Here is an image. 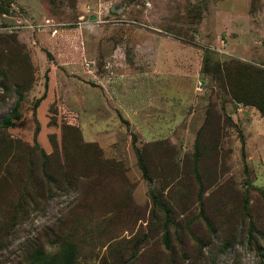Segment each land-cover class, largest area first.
I'll use <instances>...</instances> for the list:
<instances>
[{
	"label": "rangeland",
	"instance_id": "374dc122",
	"mask_svg": "<svg viewBox=\"0 0 264 264\" xmlns=\"http://www.w3.org/2000/svg\"><path fill=\"white\" fill-rule=\"evenodd\" d=\"M263 70L264 0H0V264L264 261Z\"/></svg>",
	"mask_w": 264,
	"mask_h": 264
},
{
	"label": "trees",
	"instance_id": "16d2710c",
	"mask_svg": "<svg viewBox=\"0 0 264 264\" xmlns=\"http://www.w3.org/2000/svg\"><path fill=\"white\" fill-rule=\"evenodd\" d=\"M260 70H258V72H260ZM264 71V70H263ZM262 71V72H263ZM264 73V72H263ZM20 95V94H18ZM245 99H247L246 97H244ZM252 100V99H250ZM254 102L256 103V106L259 108V110L262 112V114L264 115V109L262 104L259 101L254 100ZM19 116V112L18 110L13 107L11 109V111L3 118V122L8 123L11 121V119L16 118ZM5 141H7V139H4ZM74 146L76 147V145L74 144ZM87 146H90L92 148L90 149H96V147H93V145L88 144ZM73 146H70V148L67 149L65 148V155H64V162L67 166V168L69 169V167L74 163L76 166H81L84 167L86 169L92 167L91 164H87V160L88 158L83 157L82 156H68L69 153L68 151H70L72 149ZM79 150V149H77ZM28 152L30 153V150H28ZM54 153L56 152L55 150L53 151ZM68 153V154H67ZM83 154H87L84 152L83 149ZM40 157H42V173L41 176L35 174V172L33 170H31L32 168L30 167L29 171L27 172L26 176V180L23 182V193L19 194V197L24 196L29 199L33 198V196H35L36 198H41L43 194H41V192H46V190L50 189V184L53 185V187L60 191H66L67 187H69V177H73V173H67L70 170H67L66 168H63L62 166H66L64 164H60L59 161L58 163L55 161V157H53V155L51 153H45V152H41L39 153ZM67 156V157H66ZM57 160V159H56ZM67 160V161H66ZM92 162V159H90ZM103 162V161H102ZM105 162V161H104ZM103 162V163H104ZM52 163H55L54 166V170H56V172H59V178H57L54 174L51 173V165ZM62 165V166H61ZM48 167V168H47ZM52 170V171H54ZM31 177H37V182L40 183L39 187L40 188H32L35 187V185L31 184V193L29 191L26 190L27 185L29 184V180ZM44 180L47 181L46 186L41 185V182H43ZM65 185V186H64ZM49 192V191H48ZM53 192V191H50ZM55 192V191H54ZM58 193V192H56ZM75 254V248L73 243H71L70 241L64 240L60 243V245L57 247V249L50 255H47L43 248L41 246H34L29 253L27 254V258L26 261L22 264H72L73 261V257ZM256 264H264V261L262 262H258Z\"/></svg>",
	"mask_w": 264,
	"mask_h": 264
}]
</instances>
